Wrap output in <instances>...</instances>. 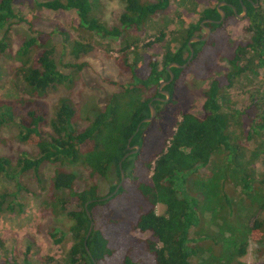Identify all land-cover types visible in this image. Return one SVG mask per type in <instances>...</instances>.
Masks as SVG:
<instances>
[{
  "label": "trees",
  "instance_id": "16d2710c",
  "mask_svg": "<svg viewBox=\"0 0 264 264\" xmlns=\"http://www.w3.org/2000/svg\"><path fill=\"white\" fill-rule=\"evenodd\" d=\"M174 1L190 3L188 12L197 13L199 0ZM215 1L214 6L199 12L195 24L171 33L160 61L148 51L164 42L169 24L165 17L172 0H120L122 11L112 27L99 19V0L35 1L46 12H73V27L79 35L114 41L118 46L114 63L128 78L81 129L70 99L60 98L48 115L45 99L49 91L74 83L73 75L57 70L52 33L36 32L12 56L16 63L12 75L22 84L21 97L0 99V128L16 126V141L33 149L35 155L0 156V178L22 191L25 176L39 185L42 168L56 167L43 214L67 222L64 232L50 234L56 245L69 244L63 264H192L193 260L198 264H245L241 259L249 240L264 242V92L252 91L242 110L234 108L229 94L239 80L251 83L258 79L264 84V0H258V8L252 5L254 0ZM222 2L226 4L221 8L225 19L204 24L210 30L209 38L191 44L193 57L184 69H171L173 81L162 89L169 95L166 100L158 89L169 80L167 66L187 63L188 41L206 38L201 23L220 21L217 5ZM20 4L21 0H0V31L6 30L0 54L8 48L6 33L11 21H20L16 13ZM242 7L249 36L230 43L227 29ZM161 17L158 22L164 28L158 30L155 42L139 47L146 27ZM52 32L62 39L73 61L95 50L93 41L72 40L60 27ZM219 60L226 62V72L210 81L203 93L201 114L194 116L185 78L193 70L196 79H210L221 72ZM77 68L75 72L82 66ZM149 105L155 118L142 123L150 117ZM244 142L253 143L254 149L246 153ZM134 146L136 152L127 150ZM130 152L134 153L122 161ZM67 166L85 170L91 184L78 188L77 177ZM96 179L106 184L104 196L99 195ZM119 184L118 191L104 200ZM14 197L0 194V211ZM159 205L164 207L162 215L156 213ZM243 205L248 219L240 229L233 228L228 218L233 212L241 213L243 209L236 206ZM216 247H220L219 255L214 253Z\"/></svg>",
  "mask_w": 264,
  "mask_h": 264
},
{
  "label": "rangeland",
  "instance_id": "374dc122",
  "mask_svg": "<svg viewBox=\"0 0 264 264\" xmlns=\"http://www.w3.org/2000/svg\"><path fill=\"white\" fill-rule=\"evenodd\" d=\"M46 1V0H35ZM34 0H21L17 6L16 13L20 15L19 20L11 21L7 28L6 38L8 48L4 54H0V99L16 100L21 97L22 84L14 79L12 73L16 63L12 59L18 46L27 38L34 36L36 32L52 33V42L54 45V61L57 70L64 75H73L74 83L71 87H61L49 91L45 101L48 106L49 116L52 108L60 98L70 99L77 108V126L85 128L88 123L102 110L107 100L113 94L119 92L121 87L128 83V78L122 75L117 69L114 59L118 57L116 51L118 46L114 41L107 39L89 38L81 32L80 35L74 30L73 22L76 16L73 12H46L36 7ZM155 0H144L147 3H153ZM99 19L108 27L116 25L118 16L122 11L120 0H99ZM186 3V2H185ZM182 1L172 0L168 15L165 19L169 24L164 29L165 39L163 43H158L150 54H156L157 60H161L164 43H168L174 31L186 30L198 20V14L208 6H214L215 0H199L197 13L191 11V4H185ZM23 19V21L21 20ZM159 19H153L154 24L146 27L145 32L140 36L141 43L139 47L154 43L159 36L158 30L164 28L163 22ZM227 33L230 43L244 41L248 39L245 31L246 22L244 19H236L230 22ZM156 24V26H155ZM155 26V27H154ZM67 31L72 40L84 42L93 41L95 50L90 54L73 61L68 56V50H64L62 39L52 32L57 28ZM4 31H0V40L4 36ZM200 35V34H199ZM156 50V51H155ZM219 73H216L208 80H198L193 75V70L185 78V85L192 95L190 113L199 116L204 102L203 93L208 89L210 81L214 77H220L226 72V62L219 60ZM78 66H82L79 72H75ZM263 75V73H262ZM261 75V76H262ZM248 80H239L230 91V98L234 108L244 109L249 104V97L252 91L259 90L264 92V84L256 79L251 83ZM18 128L16 126L0 128V156L14 157L17 153L25 152L28 155H35V151L26 145H20L16 141ZM246 153L254 149V144L244 142ZM260 162L257 161L256 168H260ZM56 167L45 165L41 171V183L33 184L29 176H25L22 181L25 190L18 191L14 183L0 178V194L6 192L14 194V200H9L4 205V210L0 211V264H63L65 256L69 249L68 242L56 245L50 237L55 230L64 232L66 229V220L62 217L51 218L43 214V203L47 198L49 180L53 170ZM67 171L72 172L77 177L78 188H84L91 184L85 170L81 168L65 167ZM99 188V195L104 196L107 193L106 184L101 179L95 180ZM10 206V209L7 208ZM243 211L241 213L233 212L228 218L229 224L233 228H239L245 224L248 219L247 207L236 206ZM164 207L159 205L156 208L157 215H162ZM205 217L203 221H205ZM235 220V221H234ZM215 228L216 225H213ZM228 236V235H227ZM222 247V244L220 245ZM220 253V247L214 248V253ZM52 261L51 263H41L40 261ZM245 264H264V242L255 243L249 240L245 256L241 259ZM192 264H198L193 260Z\"/></svg>",
  "mask_w": 264,
  "mask_h": 264
},
{
  "label": "water",
  "instance_id": "95a60500",
  "mask_svg": "<svg viewBox=\"0 0 264 264\" xmlns=\"http://www.w3.org/2000/svg\"><path fill=\"white\" fill-rule=\"evenodd\" d=\"M240 1H241V0H240ZM256 1H257V0H256ZM224 6H226V4L223 3V2H222V3H219V4L217 5V12H218V14H219V16H220V21H218V22H213V21H203V22L201 23V27H202V29H203L205 35H206V38H205V39H199V38H197V37H193V38H191V39L188 41V47H189L190 56H189V60L187 61V63L184 64V65H182V66H180V65H178V64H170V65L167 66L166 70H167V72L169 73V80L166 81V82L161 83V85L159 86V89H158V90H159V93H160L161 95H163V96L166 97V100L169 98V95L167 94V92H163L162 89H163L164 87H166L167 85H169V84L173 81L174 76H173V74H172V72H171V69H172V68H176V69H184V68L187 66V64L190 62V60H191L192 57H193V50H192V48H191V44L198 43V42H200V41H204V40H206V39L209 38V36H210V30H209L208 28L204 27V24H207V23H215V24H219V23H221V22L224 20V18H225V13L221 10V8L224 7ZM257 6H258V5H255V7H257ZM231 8H232L233 13H236L235 9H234L233 7H231ZM245 16H246V9H245V7H242V14H241V15H236V17H237V19H242V18L245 17ZM155 101L163 102L164 100H161V99H155ZM149 110H150V117H149L148 119H144V120L142 121V123H149V122H151V121L155 118L156 113H155L154 108L151 107V106L149 105ZM139 127H140V125L138 126L137 131H138ZM137 131H136V132H137ZM131 139H132V138L129 139L128 144H130ZM131 149H134L135 152H136V151L138 150V147H137V146H134V147H132V148H129V147L127 148V150H131ZM133 153H134V152H130V153L126 154V155L123 157L122 161H124L129 155H131V154H133ZM119 166H120V165H119ZM123 180H124V174H123V172H121V183L123 182ZM121 183H120V184H121ZM120 184L116 187V189H115V191L112 193V195L105 197L104 200H108L111 196H113V195L118 191V189L120 188ZM85 207H86V206H85ZM87 215H88V217H90V215H89L88 213H87ZM91 227H92V224L90 225L89 231H88V233H87V235H86V240H87V238H88L89 235H90ZM84 245H85V250H86V252H87L88 255H89V252H88V250H87V248H86V243H85Z\"/></svg>",
  "mask_w": 264,
  "mask_h": 264
},
{
  "label": "flooded vegetation",
  "instance_id": "af4514ba",
  "mask_svg": "<svg viewBox=\"0 0 264 264\" xmlns=\"http://www.w3.org/2000/svg\"><path fill=\"white\" fill-rule=\"evenodd\" d=\"M239 2L241 3V1H240V0H239ZM251 3H252V5L254 6V8H258V6H257V7H255V5H258V3H259V2H258V0H257V1H256V0H254V2H251ZM241 14H242V13H241ZM241 14H240V15H241ZM244 18H245V17H243L242 19H244ZM224 19H225V18H224ZM236 19H237V17H236ZM242 19H241V20H242Z\"/></svg>",
  "mask_w": 264,
  "mask_h": 264
}]
</instances>
